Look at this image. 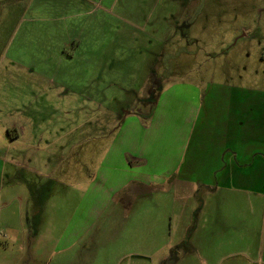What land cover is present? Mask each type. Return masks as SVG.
Listing matches in <instances>:
<instances>
[{
    "label": "rangeland",
    "instance_id": "374dc122",
    "mask_svg": "<svg viewBox=\"0 0 264 264\" xmlns=\"http://www.w3.org/2000/svg\"><path fill=\"white\" fill-rule=\"evenodd\" d=\"M31 1L0 0V156L9 152L11 162L0 185V264H263L243 252L261 239L263 211L253 214L251 196L228 205L220 223L206 214L205 189L141 193L132 184L108 197L122 172L104 160L126 113L147 120L160 91L177 84L202 86L209 108L216 94L240 89L241 120H263L264 0H119L137 28L92 12L88 30L45 9L68 0ZM74 30L94 44L130 43L97 46L113 60L92 79L83 59L56 56L54 42L75 50L64 41ZM19 124L12 146L5 128L16 133Z\"/></svg>",
    "mask_w": 264,
    "mask_h": 264
},
{
    "label": "crops",
    "instance_id": "0c3cea01",
    "mask_svg": "<svg viewBox=\"0 0 264 264\" xmlns=\"http://www.w3.org/2000/svg\"><path fill=\"white\" fill-rule=\"evenodd\" d=\"M129 2L68 0L67 3L57 7L45 5V9L53 8L48 13L64 11V13H68V16H64L63 19L72 17L77 20V24L85 21L87 24L85 30L92 28L93 19L87 18L92 12L108 15L111 18L117 17L120 23L137 28L136 22H130L131 16L135 14L132 13ZM152 4L157 6L160 2L155 0ZM32 5L33 3L28 11L31 8L36 9ZM133 7L136 8V13H139V3ZM112 9H114L115 15H113ZM106 20L102 23L108 24ZM75 29L79 30V28ZM139 29L142 31L141 28ZM77 30L64 39L68 44L75 43V50L67 52L66 49H60V44L57 45L54 42L56 54H58L56 56L63 62L83 59L89 63L88 67L90 65L92 79L96 74L98 75L99 63L106 65L113 60V56H104L102 51L105 49L98 52L97 46L130 43L127 40L120 42L113 40L101 45L96 41L94 44L95 40L88 39L86 34L80 32L79 35H76ZM162 41L160 40L158 43ZM134 42L139 41L134 40ZM93 45H95V52L91 50ZM96 53H100V55ZM107 53H109L108 50ZM231 90L223 96L216 94L217 96L213 97L211 99L213 102L210 103V106H214L209 108L208 94L206 95V90L204 92L202 86L188 83L177 84L160 91L157 102L154 103L147 120H144L137 112L128 111L116 136L112 137L110 149L106 151L109 155L105 157L104 161L110 159L111 165L122 172V178L118 179L119 183L110 187V192L107 195L110 197L115 190L128 188L132 184H134L133 190L138 189L141 193L144 189L147 190L151 187L160 186L164 189L167 184H169L170 190L174 191L173 189H175L176 193L183 187L205 189L206 204L204 202L203 207L206 206V210L212 208L210 212L206 211V214L218 218V223L224 222L223 214L228 205L237 202L241 205L242 194L251 196L250 208L253 214L261 209L260 206L262 207L263 218L256 221V225L262 227V240H258L255 242L256 244L249 243L250 247L242 251L248 254L252 252L253 255H257L259 262L264 264V119H250L245 122L241 120L244 107L242 90L237 88ZM94 97L95 99L91 97V93L85 95L88 100L95 101L96 104L101 103L96 96ZM221 98L226 99L222 102L223 104H220ZM209 118H216L219 121L216 124H210ZM197 124L200 126L195 131ZM244 125L250 127L249 133L243 129ZM18 127H21V130L17 128L16 133L8 132V128H5L7 138L12 146L23 136V124H19ZM254 128L255 133H253ZM252 133L255 135L253 136ZM253 138L257 144L253 142ZM244 141H246L244 151L246 155L242 160L240 150ZM237 148L239 149L237 150ZM254 150L258 151L254 152ZM252 155L254 156L250 161ZM201 158L202 161H200ZM9 162V152L0 156V185H2V177L6 174V164ZM194 193L193 191L192 195ZM158 202L160 206L161 200L159 199ZM235 253L238 254V250L231 255ZM249 263L251 262L244 261L233 264Z\"/></svg>",
    "mask_w": 264,
    "mask_h": 264
}]
</instances>
